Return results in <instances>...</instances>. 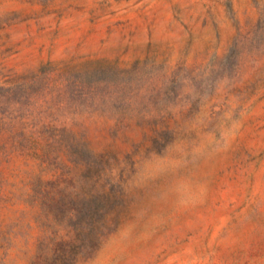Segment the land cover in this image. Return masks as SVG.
<instances>
[{"label":"rangeland","instance_id":"obj_1","mask_svg":"<svg viewBox=\"0 0 264 264\" xmlns=\"http://www.w3.org/2000/svg\"><path fill=\"white\" fill-rule=\"evenodd\" d=\"M0 128V264H264V0H0Z\"/></svg>","mask_w":264,"mask_h":264},{"label":"trees","instance_id":"obj_2","mask_svg":"<svg viewBox=\"0 0 264 264\" xmlns=\"http://www.w3.org/2000/svg\"><path fill=\"white\" fill-rule=\"evenodd\" d=\"M0 132L3 133V131L1 130V128H0ZM8 140H9V138L5 139V138H3V137L0 136V170H1V167L6 162H9L11 160V158H12L11 154L10 153H7L5 151L6 146L8 145ZM47 141H46L47 148H46V150L43 153L32 155L33 158H35L36 160L39 161V166H44L45 162L47 161V159L50 157V154H51L50 153V147L53 144L50 143L48 139H47ZM62 148H63L62 144H60V145L58 144V148L57 149H59V151H60V149H62ZM55 157L57 158L58 155H56ZM81 164L83 165L84 162H82ZM0 175H1V173H0ZM3 187H4L3 186V183L0 180V205L2 204V201L4 200V197H3V194H4ZM36 194H37L38 200H40V201H43V200H45L47 198V194L45 193V190H44L43 185L40 186L39 191H36Z\"/></svg>","mask_w":264,"mask_h":264},{"label":"clouds","instance_id":"obj_3","mask_svg":"<svg viewBox=\"0 0 264 264\" xmlns=\"http://www.w3.org/2000/svg\"><path fill=\"white\" fill-rule=\"evenodd\" d=\"M185 195L181 198L177 207L180 209H187L197 206L207 195V185L203 182L198 184H193L189 181H185L180 185Z\"/></svg>","mask_w":264,"mask_h":264}]
</instances>
